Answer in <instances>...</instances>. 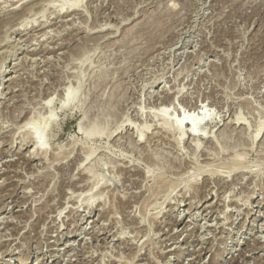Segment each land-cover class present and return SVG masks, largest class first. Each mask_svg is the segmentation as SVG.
<instances>
[{
  "label": "rangeland",
  "instance_id": "obj_1",
  "mask_svg": "<svg viewBox=\"0 0 264 264\" xmlns=\"http://www.w3.org/2000/svg\"><path fill=\"white\" fill-rule=\"evenodd\" d=\"M0 264H264V0H0Z\"/></svg>",
  "mask_w": 264,
  "mask_h": 264
},
{
  "label": "bare ground",
  "instance_id": "obj_2",
  "mask_svg": "<svg viewBox=\"0 0 264 264\" xmlns=\"http://www.w3.org/2000/svg\"><path fill=\"white\" fill-rule=\"evenodd\" d=\"M63 8V7H62ZM75 18V17H74ZM24 22V21H23ZM29 24V23H28ZM6 36H8V35H6ZM6 38V37H5ZM51 38V37H50ZM226 47V46H225ZM20 72V71H19ZM52 100H49L48 102H51ZM170 101V100H169ZM168 101V102H169ZM47 102V103H48ZM49 104V103H48ZM199 107V106H198ZM201 114V116L199 117H194L192 114H190V115H187V116H182V118H179V120H177V122L175 123V125H176V128H177V130L179 129V130H181L184 126V124H186V125H188V129L190 130V132L192 133V134H194L198 129H199V127H201V125L207 120V115H205L204 113H200ZM209 117V116H208ZM211 118L209 117V120H210ZM237 119V118H236ZM241 120V119H240ZM208 121V120H207ZM206 121V122H207ZM208 123V122H207ZM118 130V129H117ZM183 130V129H182ZM181 130V131H182ZM261 130H259L258 132H260ZM257 132V133H258ZM95 133V132H94ZM256 133V134H257ZM184 135V134H183ZM257 135H259V133L257 134ZM38 136H39V134H38ZM36 137H37V135H36ZM151 139V138H150ZM28 140V139H27ZM43 135H41L37 140H36V145H37V148L38 149H40V148H42L43 146ZM206 180V179H205ZM209 182V181H208ZM211 193V192H210ZM197 195V194H196ZM206 196V195H205ZM193 198V197H192ZM245 202V201H244ZM247 203V202H246ZM90 204V203H89ZM94 205V204H93ZM90 206H91V204H90ZM104 207V206H103ZM2 208V207H1ZM72 209V208H71ZM251 209V208H250ZM62 213V212H61ZM60 213V214H61ZM59 214V215H60ZM16 217V216H15ZM62 224V223H61ZM155 233V232H154ZM166 238V237H165ZM260 241V240H259ZM155 248V247H154ZM66 249V248H65ZM133 257V256H132Z\"/></svg>",
  "mask_w": 264,
  "mask_h": 264
}]
</instances>
